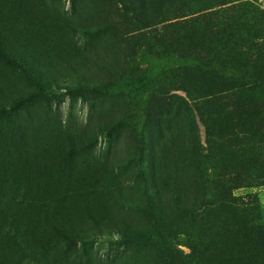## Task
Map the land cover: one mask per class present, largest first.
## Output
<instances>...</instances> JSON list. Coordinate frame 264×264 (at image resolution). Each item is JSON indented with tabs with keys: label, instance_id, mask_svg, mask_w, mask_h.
Segmentation results:
<instances>
[{
	"label": "rangeland",
	"instance_id": "374dc122",
	"mask_svg": "<svg viewBox=\"0 0 264 264\" xmlns=\"http://www.w3.org/2000/svg\"><path fill=\"white\" fill-rule=\"evenodd\" d=\"M245 3L262 42L264 0H0V231L25 238L2 264H264V83L235 90L225 48L211 76L177 58Z\"/></svg>",
	"mask_w": 264,
	"mask_h": 264
},
{
	"label": "trees",
	"instance_id": "16d2710c",
	"mask_svg": "<svg viewBox=\"0 0 264 264\" xmlns=\"http://www.w3.org/2000/svg\"><path fill=\"white\" fill-rule=\"evenodd\" d=\"M246 5L248 4L245 3L229 10H220L219 12H206L201 17L192 18L190 21L191 23L198 24L201 22L204 28L209 30L211 34L215 36V39L217 40L216 44L213 45L212 49H209L207 52H205L204 55H198L195 53L188 55L178 53L177 58L183 59L185 62L191 61L193 63V67L195 66L196 68L201 69L203 72L211 76L218 73V67L220 66L221 62L220 50L225 48L228 59L230 60V64H238L237 66H241L238 61L243 59L244 62L243 71L245 74H242V76L238 78V82H236V86L234 87L235 90L240 89L243 85L252 87L264 83V66H262L264 63L262 62L263 64H261V61H264V10L254 9L255 12L253 17L255 21L251 23V26H248L250 28H254L252 33L249 34L252 36V38H258V36L262 34V38H260L262 42H256L253 44L247 38L243 37L244 35H247V33L243 30L244 26L239 24L247 16V14H245L247 13L245 8ZM229 12H233L235 15H228ZM0 36L3 37L2 35ZM253 49L254 52L250 53L249 51ZM10 50V40L6 39L5 37L1 38L0 57L2 56L4 58L6 55H3L2 52L9 54L11 52ZM10 62L13 64V59ZM18 67L20 68V66ZM234 79L235 77L231 76L230 79H228L226 85L228 87H233V83L236 81ZM226 91H228V89H220L207 95L205 98H207V102L211 100H219L222 97H226ZM18 205L19 206H15L13 209L14 213L11 216L12 224L16 221H21V214L25 208L31 207L30 204ZM34 205L39 207L37 204H33L32 206ZM1 216L5 217V214ZM242 222L247 227V237L248 241H250L252 252L254 255L262 254L264 252V236H262L260 232H257L256 226L250 215H246ZM2 223H6V220H3ZM51 223L52 224H50L49 227L53 231H59V224L57 221H53ZM9 229H11L12 232L9 230H6L5 232L4 229L0 231V246L2 245L1 243H5V241H8V243H15L17 238L20 239L19 242L25 243V238L22 234L18 235V231H15L13 228ZM216 250L217 248L214 251ZM216 256L217 252H215V255L211 257L210 261L215 259ZM0 260H2L1 254ZM0 264H2L1 261Z\"/></svg>",
	"mask_w": 264,
	"mask_h": 264
}]
</instances>
